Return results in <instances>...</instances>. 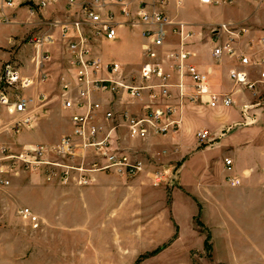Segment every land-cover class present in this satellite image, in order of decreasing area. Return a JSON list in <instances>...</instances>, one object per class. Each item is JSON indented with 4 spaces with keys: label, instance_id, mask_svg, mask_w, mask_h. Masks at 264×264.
Masks as SVG:
<instances>
[{
    "label": "crops",
    "instance_id": "crops-1",
    "mask_svg": "<svg viewBox=\"0 0 264 264\" xmlns=\"http://www.w3.org/2000/svg\"><path fill=\"white\" fill-rule=\"evenodd\" d=\"M87 1L89 0H75L70 4L68 0H56L44 8H38L35 0H13L12 6H7L4 0H0V73L7 62L16 63L20 76L33 81L32 85L22 89V93L35 99V117L40 112L43 115L41 118L37 117L31 125L15 130L8 126L17 116L10 113L8 108L0 107V157L2 144L51 143L72 131L70 116L74 110L64 107L62 95L66 84H69L70 91L74 94L75 70L71 65V51L68 40L62 35L61 24L82 19L83 7ZM127 1L131 16H125L119 5H110L102 10V17H106L109 10L113 11L118 35L114 40L94 38L91 49L92 54L101 59L103 66L117 62L126 74L132 76L135 74H130L134 72L130 70L129 65H140L138 76L141 66L151 59L145 52L148 41L144 35V26L133 22L137 19L139 6L146 3L147 8L151 9L153 0ZM244 2L233 0L232 3L209 5L202 0H166L163 6L173 22L187 23L188 28L194 31L193 36L187 39L188 49L192 53L191 62L207 74V93L197 92L191 78L175 73L172 78V96L167 100H155L146 92L138 98H132L126 93L95 95V99L102 105L97 121L106 126L108 122L103 113L107 109L127 110L141 115L145 106L151 102L160 105L170 103L175 106L176 116L180 119V129L167 136H149L142 142L146 154L142 157L147 162L145 171L136 176L94 172L91 174L90 183L86 185L78 184L73 177L66 183L58 176H55L57 179H48L45 174L35 170L19 169L17 172L0 173V180H10L9 185L0 184V206L2 193L15 191L18 187L21 189L25 185L19 181L36 176L43 179L48 188L50 185H60L72 193V201L80 206L81 212L76 216L68 215L67 220L88 225L89 228L101 229L106 224L115 225L117 222H131L136 219L141 225H136L135 230L130 228L127 232L122 231L120 238L143 239V244L151 251L162 246L158 254L160 256L180 255L166 261L145 264H193L187 261L186 256L191 255L192 249L204 248L205 235L194 223V218L199 213L204 222L210 224L211 243L214 247L228 249L227 253H232L230 239L233 236L234 218H241L242 221L244 217L248 221L264 223V89L259 84L254 92L234 83L230 77V70L236 68L245 69L251 79H258L259 68H243L238 54L243 53L250 57L264 56V41H261V38H264V1H252L249 7L245 6ZM193 8L205 13V17H199ZM224 12L227 13L226 17H222ZM221 23L234 24L246 30L234 42L236 54H225L217 60L213 55V48L217 40L223 42L228 35L221 33L218 39L211 33L210 28ZM30 35H52L54 41L36 49L25 41ZM179 41V35L170 29L164 48L176 47ZM110 44L118 45L122 50L105 51L103 46ZM45 54L47 58H42L41 69L48 79L40 82L38 62L40 55ZM99 75L108 77L109 73L103 68ZM212 94L228 95L233 103L230 106H212ZM39 95L45 97L41 107L38 106ZM32 125L41 126L40 135L44 139L32 141L27 138ZM200 131H206L208 134V139L204 141L208 142L205 148L195 145L196 133ZM117 132L119 134V129ZM51 136L52 139H49ZM160 139L170 141L171 145L162 148L159 156L153 145ZM226 158L232 159L231 169L225 164ZM151 161L160 162V168H154L155 165ZM3 163L6 162L0 161V165ZM154 169L165 170L167 175L175 169L176 178L174 180L167 176L165 182L155 185L150 175ZM229 177H235L238 183L232 184ZM40 189V186L34 184V191ZM30 211L36 216V220L30 215L25 217H31L29 219L33 223L39 221V215L33 210ZM1 215L0 213V217ZM115 228L119 234L122 228L120 225ZM192 231L198 233L200 244L196 248L182 247L186 233ZM123 242L126 246L131 245L126 252L113 250L109 253L96 247L98 260L103 255H109L107 261L102 259L97 264H123L122 259L135 256L132 246L136 248L137 241ZM32 247V264H41L39 242H33ZM21 253L24 254V250ZM0 255V260L4 261V253L1 252ZM157 256L154 257L158 259Z\"/></svg>",
    "mask_w": 264,
    "mask_h": 264
},
{
    "label": "built area",
    "instance_id": "built-area-1",
    "mask_svg": "<svg viewBox=\"0 0 264 264\" xmlns=\"http://www.w3.org/2000/svg\"><path fill=\"white\" fill-rule=\"evenodd\" d=\"M4 1L7 6L13 5V0ZM35 1L38 8H44L56 0ZM68 1L72 4L75 0ZM202 2L218 5L232 3L233 0H202ZM165 4L166 0H153L151 9H148L144 3L137 11V19L133 23L144 26V35L148 41L145 52L151 59L141 66L138 76L126 74L117 62L103 66L101 59L94 56L91 49V42L94 38L104 37L108 40L117 38L113 11L109 10L107 16L102 17V10L110 5H119L125 16H131L132 12L127 0H89L83 7L84 17L82 19L61 24L62 35L68 40L71 51V65L75 70L76 90L74 94L71 93L69 84H66L62 95L64 107L74 110L70 116L72 132L65 134L57 145L38 144L24 148L18 153L2 146L0 161L6 163L0 165V173L17 172L20 168L42 169L48 179L58 176L66 182L73 177L78 184L86 185L90 183L91 174L94 172L136 176L146 170L145 158L133 154L118 144L115 145L113 131L116 130L118 123L124 121L128 123L132 137H146L150 129L165 134L173 132L180 126L175 106L170 103L160 105L157 102H151L145 106L143 116L127 110L117 113L112 109H107L103 117L112 123V127L107 131V127L95 121L102 107L101 102L95 99V95L126 93L132 98H138L146 92L155 100H167L172 96V78L175 73L181 77L191 78L197 92L201 94L208 92L207 74L191 62L192 53L188 49L187 39L193 36L194 31L188 28L187 23L173 22L163 8ZM4 19L10 21L7 18ZM170 29L179 35L180 41L176 47L165 49ZM245 30L244 27L225 23L211 27V33L215 34L218 39L221 33L228 35L223 42L217 40L213 48L214 57L219 59L225 54L235 55L234 42L236 38L242 36ZM25 41L38 49L45 43L53 42L54 38L52 35H30ZM261 41H264V38H261ZM238 57L243 68L248 66L259 68V78L251 79L249 72L245 69L232 70L230 77L254 92L257 90V85L264 87V56L250 57L241 53ZM42 58H47V55H40L38 62L40 82L48 79L47 74L41 69ZM103 68L109 73L108 77L99 75ZM32 83L30 78L20 76L18 65L14 62H7L0 73V107L8 108L10 113L17 116L8 126L12 129L18 130L23 126L31 125L36 118L34 115L35 99L22 93V89ZM38 100L40 101L38 106H43L45 97L39 95ZM232 103L233 100L228 95H211L210 104L212 106L219 104L230 106ZM207 135L206 131L198 132L199 141H206ZM225 164L228 169H231L232 159L226 158ZM165 174V170L152 171L150 175L153 184H161ZM228 179L232 184L238 183L235 177ZM0 184L9 185L10 180L1 179ZM23 213L36 220V216L32 215L29 208H25Z\"/></svg>",
    "mask_w": 264,
    "mask_h": 264
},
{
    "label": "rangeland",
    "instance_id": "rangeland-1",
    "mask_svg": "<svg viewBox=\"0 0 264 264\" xmlns=\"http://www.w3.org/2000/svg\"><path fill=\"white\" fill-rule=\"evenodd\" d=\"M244 1V5L249 7L252 1L263 3L264 0ZM194 11H196L195 13H197L199 17H205L206 15L200 10L198 11L194 9ZM225 13L226 12L223 13L222 17L227 16V13ZM103 48L105 51L109 52H119L122 50L121 47H118V45L115 46L112 44L104 45ZM129 67L130 70L134 72L130 74H135V76H137V71L140 65H129ZM232 70L239 69H231L230 72ZM258 73L260 75V70ZM232 81L238 85L244 86L243 84L235 82L233 79ZM114 111L117 113L120 112L117 110ZM144 112L139 116H143ZM41 113L42 112H40L37 117L41 118V116H43ZM45 113L46 112H44V114ZM95 121L98 122L97 119ZM55 125L57 127V124ZM104 126L107 127L106 129L108 131L110 127H112V123L108 122V125ZM118 129L119 134L117 132ZM179 129L180 126L177 127L173 132L167 134L158 133L155 130L150 129L149 134L146 137H132L129 132L128 123L121 121L120 123H118L116 130L113 131L112 136L114 138L113 141L115 145L118 144L120 145V147H124L133 154L142 157L146 155L144 154L145 148L144 144L142 143L145 139L152 135L167 136L168 134L177 132ZM40 132L41 126L37 127L36 125H32L27 133V138L32 141H39V139H44L43 136L40 135ZM63 136L58 137V139L52 141L51 143L45 142L32 145H21L20 143H15L14 145L2 144V146H6L12 152L18 153L24 148H29L38 144L45 146L57 145L59 144ZM195 137V145L198 148H205V146L208 145V142L199 141V139L197 138L198 133H196ZM49 139H52V136ZM170 145V141L168 142L164 139H160L156 140L153 148H155V150H157V152L159 153L162 148ZM158 155L160 156V153ZM151 162L152 164L154 163V168H160V162ZM35 171H40L41 173L45 174L42 169ZM175 174V169H172L171 172L168 173V175L167 173L165 174L163 182L166 181L165 179L167 176L175 180ZM35 177L25 178L19 181V183L25 185V187L21 189H18V187L15 191L8 190V192H6L5 194H1L3 199L1 200L2 206H0V213L2 214V217H0V253H4V261L0 260V262H4L3 264H32L33 242H39L40 244L41 264H97V262H99V260L102 261V259H105L107 261V256L109 255H103L98 260L99 257L95 253V249H98L96 247H99L100 250L109 253H111L113 250L115 252L117 250L126 252L128 251L127 249L131 248V245L126 246L122 244L123 240L130 243L137 241V247L135 248L134 246H132L135 256H129L125 259H122L121 263L123 264H145L146 262L148 263L155 261L161 262L180 256L177 254L160 256L158 254L162 250V246L151 251L148 250V246L146 247V245L143 244V239L140 240V238H138L134 240L120 238L119 235L122 231L127 232L130 228L135 230L136 225L137 227L138 225H141L137 223L136 219L132 220L131 222H117V224L115 225L112 223L106 224L101 229H95L91 227L89 228L88 225L84 226L82 225V223L67 220L69 219L67 217L68 215L69 217L71 215L76 216L77 214L80 215L81 212L80 206L74 203L75 201H72V198H74V196L70 195L72 193L66 191L64 187L60 185H50L51 187L48 188V185L44 183L45 181L43 179ZM56 177L54 179H57ZM47 181L53 182L55 180ZM66 182L63 181V183ZM34 184L40 186L41 189L38 191H34ZM168 189L169 199H171L170 188L168 187ZM67 195L69 196L66 198ZM234 196H236V194ZM5 201L7 202L5 203ZM27 207L39 215V221L37 220L36 223H33V221L29 219L31 217H25L29 216L23 213L24 209ZM237 219L238 218H234L233 221V236L230 239L233 249H231L232 253L229 254L227 253L228 249L225 250L224 248H216V246L214 247V245L211 243L212 233L210 224L204 222V220L202 219V215L199 213L194 218V223L197 227L201 228V232L205 235L204 248L202 250L192 249L191 255L186 256L187 261H190L193 264H264V223L251 220L248 221L247 219H244V217L242 221L240 220L241 218H239V220ZM253 219L256 220L255 218ZM119 225L122 229L121 231H119V234H117L115 227ZM119 241H121V243ZM171 242L172 241L170 240L169 243ZM184 242L185 243H183L184 245L182 247L190 248L194 246L196 248L197 245L200 244L198 233L193 231L186 233ZM221 242L223 243V239L221 240ZM23 250L24 254L21 253V251ZM154 256H157L158 259ZM14 261H17V263H15Z\"/></svg>",
    "mask_w": 264,
    "mask_h": 264
}]
</instances>
